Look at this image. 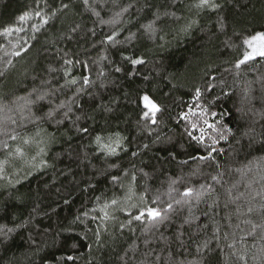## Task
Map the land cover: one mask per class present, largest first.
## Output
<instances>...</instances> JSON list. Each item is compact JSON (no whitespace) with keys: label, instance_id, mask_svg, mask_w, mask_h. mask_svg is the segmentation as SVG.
I'll use <instances>...</instances> for the list:
<instances>
[{"label":"trees","instance_id":"16d2710c","mask_svg":"<svg viewBox=\"0 0 264 264\" xmlns=\"http://www.w3.org/2000/svg\"><path fill=\"white\" fill-rule=\"evenodd\" d=\"M198 4L0 0V166L52 138L0 182V264H264V0Z\"/></svg>","mask_w":264,"mask_h":264},{"label":"rangeland","instance_id":"374dc122","mask_svg":"<svg viewBox=\"0 0 264 264\" xmlns=\"http://www.w3.org/2000/svg\"><path fill=\"white\" fill-rule=\"evenodd\" d=\"M259 35L263 34H258L254 37ZM253 38L247 40L250 41L251 44L245 43L246 51L241 60L244 61L243 63L264 57V55H259L258 52H254V49L259 50L264 48V40H254ZM246 55H251V58L245 60ZM143 105L145 106L144 100ZM147 111H149V109H147ZM149 117H151V113H149ZM51 139L52 138L47 136L44 132H39L38 134L29 136V138L26 137L21 139L18 143V148L15 147L13 149L14 154H8L7 157L9 160L0 166V182L9 181L11 178H13V175H17L21 170L26 172H29L30 170H36L44 160L43 155H45V152H47L46 150L48 148V144L51 142Z\"/></svg>","mask_w":264,"mask_h":264},{"label":"snow or ice","instance_id":"6c2138e0","mask_svg":"<svg viewBox=\"0 0 264 264\" xmlns=\"http://www.w3.org/2000/svg\"><path fill=\"white\" fill-rule=\"evenodd\" d=\"M210 4V0H199V4L197 6H206ZM214 6V5H212ZM38 14V13H37ZM21 20L25 19L24 16H22L20 18ZM151 27V26H149ZM109 39H112V37H109ZM255 39H261L264 40V35H259L257 37L253 38ZM246 43L251 44L250 41H246ZM254 52H258L259 55H264V48H261L259 50L254 49ZM251 55H246L245 56V60L250 59ZM244 61H240V63H243ZM133 64H139L142 63V61L140 60H132ZM117 71H119V69H117ZM87 82V81H86ZM197 94L199 95V90H197ZM143 100L145 101V107L149 109V111L144 113V116L147 117L149 116V113H151L152 119H153V123H155V115L156 113L159 111V107L155 104L152 103L149 98L147 96L143 97ZM99 137H97V140L99 141ZM192 190L188 189L187 192L185 193V195L189 194ZM113 203H116V201H113ZM169 207H171V205H169ZM249 211H251V209H249ZM105 215H107V213H105ZM144 213L141 212V214L139 216H136L135 219L139 220L141 219V216H143ZM161 214L159 211L155 210V209H148V216H150L151 218L155 219L156 217H159ZM69 259H71V257H69Z\"/></svg>","mask_w":264,"mask_h":264}]
</instances>
